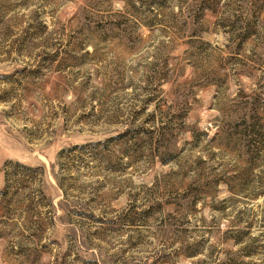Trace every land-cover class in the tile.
Listing matches in <instances>:
<instances>
[{
    "label": "rangeland",
    "instance_id": "rangeland-1",
    "mask_svg": "<svg viewBox=\"0 0 264 264\" xmlns=\"http://www.w3.org/2000/svg\"><path fill=\"white\" fill-rule=\"evenodd\" d=\"M0 264H264V0H0Z\"/></svg>",
    "mask_w": 264,
    "mask_h": 264
}]
</instances>
